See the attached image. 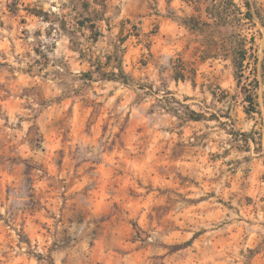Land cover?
Returning <instances> with one entry per match:
<instances>
[{"label":"rangeland","instance_id":"obj_1","mask_svg":"<svg viewBox=\"0 0 264 264\" xmlns=\"http://www.w3.org/2000/svg\"><path fill=\"white\" fill-rule=\"evenodd\" d=\"M94 1L0 0V264H264L263 22L223 27L211 0H99L129 35L130 78L90 82L71 39L105 60L107 23L98 42L77 25ZM239 36L262 115L244 112L226 57Z\"/></svg>","mask_w":264,"mask_h":264},{"label":"trees","instance_id":"obj_2","mask_svg":"<svg viewBox=\"0 0 264 264\" xmlns=\"http://www.w3.org/2000/svg\"><path fill=\"white\" fill-rule=\"evenodd\" d=\"M187 3H194V0H184ZM199 1V0H196ZM214 2L212 6H209L206 10L207 18L211 19L223 27H228L231 30L238 28V25H242L241 19H237L238 14H241L249 22H253L255 17H258L264 26V18L261 15L260 11L254 6L251 0H242L244 6L246 7V12H241L238 10L237 13L233 11L235 7V0H211ZM95 4L101 6L100 9L94 8L92 10V5L89 2H84L82 5L80 15L81 19L78 21V27L80 31L84 29L88 30V38L94 42H98L101 37H104V33L100 31L98 26L99 22H106L108 27V32L111 34L109 36V52L104 56L105 60L101 56H88L85 50L80 47V42L77 37L71 39V43L75 46V49L81 53V58L86 60L91 65V70L85 73H82V79L93 82L97 79L102 81H114L119 82L124 85H128L130 76L126 73L124 69V56L127 52L126 43L129 39V35L126 36H113L112 28L109 24V20L105 18L106 15V5L103 4V1L95 0ZM38 16L44 17L46 22L50 23L51 31H62L68 32L67 23L64 20H61L60 17L56 14H50L48 12H39ZM186 24L192 28H199L201 25H209L208 22L203 21L195 17H190L185 20ZM58 27V28H57ZM234 32V31H233ZM123 33L121 32V35ZM72 35V34H71ZM233 38L234 34L232 35ZM239 41L232 39L230 44V49L227 50L226 57L229 58L235 69V79L237 82V88L241 89L240 93L243 95L244 103V112L247 116L253 117L254 114L262 115L263 111L260 108V104L256 101L257 95L255 91L259 89V81L257 77L253 80L247 78L248 83L243 84V79L245 78V70L251 65L250 58L252 57L249 54L250 50L253 49V46L248 47V40L246 38H241L239 36ZM254 57V56H253ZM255 61H259L258 58H254ZM180 79V78H179ZM195 85V80L193 81ZM227 94L224 91L225 95ZM214 99H216V94L213 93ZM230 117V116H229ZM191 118L195 121H201L206 119L204 114L196 113L191 111ZM236 137H243V141L246 145H249L250 141H253L255 145H259L257 140L254 138L253 133H241L237 132Z\"/></svg>","mask_w":264,"mask_h":264}]
</instances>
